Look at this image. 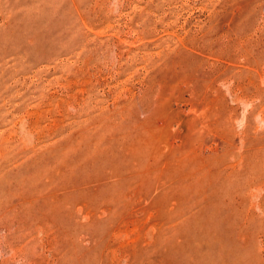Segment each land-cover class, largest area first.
<instances>
[{"label":"rangeland","instance_id":"374dc122","mask_svg":"<svg viewBox=\"0 0 264 264\" xmlns=\"http://www.w3.org/2000/svg\"><path fill=\"white\" fill-rule=\"evenodd\" d=\"M0 264H264V0H0Z\"/></svg>","mask_w":264,"mask_h":264}]
</instances>
